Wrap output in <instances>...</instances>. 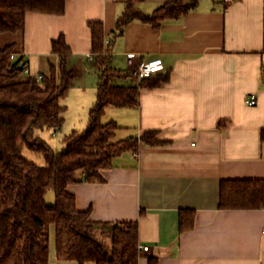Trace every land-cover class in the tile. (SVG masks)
Listing matches in <instances>:
<instances>
[{"label":"crops","instance_id":"0c3cea01","mask_svg":"<svg viewBox=\"0 0 264 264\" xmlns=\"http://www.w3.org/2000/svg\"><path fill=\"white\" fill-rule=\"evenodd\" d=\"M126 1L65 0L60 15L26 13L21 49L29 73L57 65L50 41L62 34L73 77L64 98L90 108L97 73L88 64V23L101 22L104 37L111 38ZM168 1L135 6L151 14ZM109 47L115 69L129 72L128 54H135L133 65L159 58L163 70L144 81L135 106H107L102 120L121 127L116 138L155 131L161 142L139 141L135 151L112 160L102 181L69 185L76 207L89 209L96 222L135 223L138 247H149L138 264L150 258L154 264H264V207L218 206L221 179H264V0H196L157 25L133 19ZM250 96L252 106L246 104ZM180 212L191 219L183 231ZM48 264H77L56 258L53 230Z\"/></svg>","mask_w":264,"mask_h":264},{"label":"trees","instance_id":"16d2710c","mask_svg":"<svg viewBox=\"0 0 264 264\" xmlns=\"http://www.w3.org/2000/svg\"><path fill=\"white\" fill-rule=\"evenodd\" d=\"M136 1L139 0L126 1L109 39L104 37L101 22L88 23V64L97 73L95 102L89 108L86 127L64 135L62 148L57 151L35 131L58 128L62 122L65 107L61 101L73 78L69 69L71 50L64 36L59 34L50 41V52L56 56L57 65L50 63L47 73L24 72L27 61L21 44H0V264H48L51 227L59 260H73L77 264H138L136 224L91 220L89 209H78L74 194L67 189L80 181H102L101 172L112 166V160L123 152L135 151L139 141L161 142L155 131H147L139 138H116L114 132L121 127L113 120H102L107 106H135L144 81L155 75L133 82L131 72L110 66L109 46L131 20L157 25L164 18L184 14L194 7L196 0H171L151 14L138 10ZM64 6L65 0H0V34L22 36L26 13L60 15ZM12 54L15 58L10 57ZM164 79L165 76L148 85H157ZM261 80L264 82V64ZM261 139L264 140V129ZM24 147L41 154L44 163L25 158L21 153ZM49 191L53 193L52 203L46 202ZM218 206L263 208L264 179H221ZM190 226V216L180 212L179 230ZM154 263L155 259L150 258L148 264Z\"/></svg>","mask_w":264,"mask_h":264},{"label":"rangeland","instance_id":"374dc122","mask_svg":"<svg viewBox=\"0 0 264 264\" xmlns=\"http://www.w3.org/2000/svg\"><path fill=\"white\" fill-rule=\"evenodd\" d=\"M23 36L19 33H3L0 34V44H7L16 42L22 45ZM74 97L63 98L61 103L65 107L61 113L62 122L58 128H44L43 130H36L35 134L47 142V144L57 151L62 148L61 140L64 135L69 134L72 130H82L86 127L88 122L87 105H78ZM22 155L35 162L36 164H43L44 159L41 154L30 151L27 148L21 150ZM46 202H53V193L49 191L46 195ZM51 230L52 227H51ZM50 230V231H51Z\"/></svg>","mask_w":264,"mask_h":264},{"label":"built area","instance_id":"2783aa9c","mask_svg":"<svg viewBox=\"0 0 264 264\" xmlns=\"http://www.w3.org/2000/svg\"><path fill=\"white\" fill-rule=\"evenodd\" d=\"M135 54H128V60H129V66L130 71L132 74V77L136 79L137 82L142 80L145 77L151 76L156 74L157 72L163 70V63L161 59H148V60H141L138 61L135 65L132 64V59L135 57ZM11 58H15V55L12 54L10 56ZM88 58H90V54L88 55ZM24 72L28 73V68L26 67L24 69ZM39 78V76H37ZM256 102V99L254 96H250L246 99V104L249 106L254 105ZM140 252H146L148 251V246H140L138 247Z\"/></svg>","mask_w":264,"mask_h":264},{"label":"water","instance_id":"95a60500","mask_svg":"<svg viewBox=\"0 0 264 264\" xmlns=\"http://www.w3.org/2000/svg\"><path fill=\"white\" fill-rule=\"evenodd\" d=\"M22 67H23V66H22V65H20V66H19V69H20V70H22Z\"/></svg>","mask_w":264,"mask_h":264}]
</instances>
